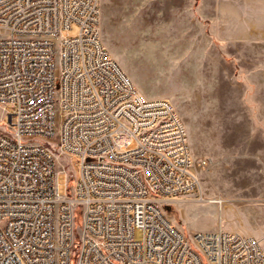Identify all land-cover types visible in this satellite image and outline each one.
Returning a JSON list of instances; mask_svg holds the SVG:
<instances>
[{
    "label": "built area",
    "instance_id": "obj_1",
    "mask_svg": "<svg viewBox=\"0 0 264 264\" xmlns=\"http://www.w3.org/2000/svg\"><path fill=\"white\" fill-rule=\"evenodd\" d=\"M100 18V0H0V264H264V240L168 218L206 201L186 125L139 92Z\"/></svg>",
    "mask_w": 264,
    "mask_h": 264
},
{
    "label": "rangeland",
    "instance_id": "obj_2",
    "mask_svg": "<svg viewBox=\"0 0 264 264\" xmlns=\"http://www.w3.org/2000/svg\"><path fill=\"white\" fill-rule=\"evenodd\" d=\"M100 9L111 55L143 96L170 101L186 125L206 201L168 205V218L188 236L264 233V0H100ZM5 120L0 108L3 132ZM77 162H59L62 195L73 193Z\"/></svg>",
    "mask_w": 264,
    "mask_h": 264
},
{
    "label": "crops",
    "instance_id": "obj_3",
    "mask_svg": "<svg viewBox=\"0 0 264 264\" xmlns=\"http://www.w3.org/2000/svg\"><path fill=\"white\" fill-rule=\"evenodd\" d=\"M145 97V96H144ZM147 99H157V98H147ZM229 232L239 233L246 236H252L259 240H264V233H258L257 231H248V230H230Z\"/></svg>",
    "mask_w": 264,
    "mask_h": 264
},
{
    "label": "bare ground",
    "instance_id": "obj_4",
    "mask_svg": "<svg viewBox=\"0 0 264 264\" xmlns=\"http://www.w3.org/2000/svg\"><path fill=\"white\" fill-rule=\"evenodd\" d=\"M220 200H221V199H220ZM209 202L215 203V200H211V201H209Z\"/></svg>",
    "mask_w": 264,
    "mask_h": 264
}]
</instances>
